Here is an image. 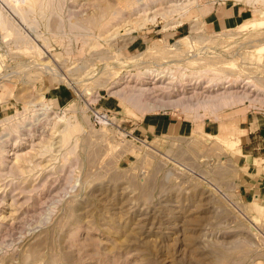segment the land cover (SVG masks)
Listing matches in <instances>:
<instances>
[{"label":"rangeland","instance_id":"obj_1","mask_svg":"<svg viewBox=\"0 0 264 264\" xmlns=\"http://www.w3.org/2000/svg\"><path fill=\"white\" fill-rule=\"evenodd\" d=\"M16 1L28 22L0 0V264H264V195L241 191L264 167V26L241 29L264 0ZM212 6L242 17L206 34ZM142 88L141 111L126 97ZM225 91L249 101L198 119L181 106ZM67 123L80 130L65 144Z\"/></svg>","mask_w":264,"mask_h":264},{"label":"bare ground","instance_id":"obj_2","mask_svg":"<svg viewBox=\"0 0 264 264\" xmlns=\"http://www.w3.org/2000/svg\"><path fill=\"white\" fill-rule=\"evenodd\" d=\"M9 5H11L12 9L16 12V14H19L20 17L22 18V20L24 22H28V16H29V13H27L28 11H26L27 9L23 6V4L19 3V1H16V0H5ZM25 1V0H24ZM51 1V0H49ZM124 2L123 3V6L126 5V7H130V5H133L137 2V0L135 1L134 3V0H122ZM142 1V0H141ZM241 1V0H239ZM133 2V4H132ZM48 3V1H47ZM50 3V2H49ZM145 3V2H144ZM143 3V4H144ZM125 4V5H124ZM142 4V3H140ZM196 4V3H195ZM48 5V4H47ZM129 5V6H127ZM178 6V5H176ZM47 7V6H46ZM53 7V6H52ZM133 8V6H131ZM50 8V7H49ZM110 7L108 8H104L103 9V12L101 11V15L103 16L105 13H108L110 10H109ZM178 8V7H177ZM213 8L212 7H205L202 9V12L203 13H209L210 10ZM47 9V8H46ZM141 11V10H139ZM178 11V10H177ZM176 10L174 12H177ZM123 12V11H122ZM173 12V13H174ZM36 13V12H35ZM104 13V14H103ZM152 13V12H151ZM183 12H181L182 14ZM107 15V14H106ZM184 15V14H183ZM31 16V15H30ZM165 16V15H164ZM163 18H166L164 17ZM146 17V16H145ZM182 17V16H181ZM30 18V17H29ZM101 18V17H100ZM105 18V16H104ZM156 18V17H155ZM153 19V18H152ZM84 21V20H83ZM150 19L149 18H145L143 20V22L140 24H138L136 27H134L133 29H138L140 30V28H143L147 25V23H149ZM93 19L92 21L89 23L90 25L94 26L96 22H93ZM70 23V22H69ZM88 23V22H87ZM88 24V25H89ZM179 24H181V22H179ZM63 25V24H62ZM71 25V24H70ZM97 26V25H96ZM100 26V24L98 25ZM106 26V25H105ZM264 26V21H254V22H250V23H247V24H244L241 26V29L244 30V31H247L249 29H255V28H259V27H263ZM1 27L2 29L4 30V32L7 34V37L8 38H16V39H24V35L22 33H20L18 30L15 29V25L6 19V17L4 15L1 16ZM69 28V27H68ZM70 29L72 30H75L77 32H82L83 30L87 29L86 26H84V24L82 23H72ZM228 31V30H227ZM230 31V29H229ZM158 49V48H157ZM256 52H257V55L260 54V55H263L264 54V45L263 46H260L256 49ZM204 70V69H203ZM202 71V70H201ZM147 74L150 73L152 74L153 76H155L157 78V76L165 73V69L164 71L162 72H159V70H154V69H147ZM157 72L159 74H157ZM208 71H204L202 76H205L209 79V83H211V87H219L221 86L222 84H229L231 83L230 81L232 80H228L230 77H224L222 74H215L214 76L212 77H208L207 75H209V73H207ZM146 75V74H145ZM144 75V76H145ZM152 77V76H151ZM143 78V77H142ZM153 78V77H152ZM145 80H147L145 78ZM139 82V81H138ZM234 82H238V79H234ZM141 83V82H140ZM144 83V81H143ZM250 83H253L252 80H248V82L246 83L247 84H250ZM143 86V85H141ZM257 87V85H255ZM130 88V87H129ZM135 88V86H134ZM228 88V87H227ZM152 89V88H151ZM261 89V88H260ZM139 90V89H138ZM141 90V91H140ZM139 92L140 94H133V95H130L129 97H126V101L129 103L133 102L135 108H140L139 110H141V106H140V103H141V98L144 97V95H148V94H153L154 91L153 90H150V88L146 89V88H142L140 89ZM218 90V88L216 89ZM262 90V89H261ZM118 93V92H117ZM117 93H114V94H117ZM128 93V92H127ZM133 93V92H132ZM165 93V92H164ZM121 94V93H120ZM126 94V93H125ZM123 95V94H122ZM129 95V94H128ZM126 94V96H128ZM116 96V95H115ZM147 97V96H146ZM148 101V100H147ZM150 101V100H149ZM249 101V99L247 98L246 95H239L235 92H223V93H219V94H216V95H211V96H208L206 99L204 100H200L196 105L195 104H190V103H186V105H184V103L179 104L177 107H179L180 105L183 106V110L185 113H187L188 115H192L193 117H195V119H198L200 117H206L207 116V113L211 114V115H214V116H218L221 114V111L225 110V109H228V108H234L238 105H244L245 102ZM149 102H147V104L144 105V107H149L151 106V104H153V102L149 105L148 104ZM132 103L130 105H133ZM33 108H36V106H34ZM148 108V109H149ZM158 108V106L156 107ZM25 109H30V105H27L25 107ZM145 109V108H144ZM152 109H155V105H154V108ZM246 109V108H245ZM143 110V109H142ZM141 110V111H142ZM35 111V110H34ZM146 111V110H144ZM244 109L242 111H237L235 114H239L240 112H243ZM247 110H245L246 112ZM230 112V111H229ZM239 112V113H238ZM80 130V127L79 125H72L70 123H67L66 124V127H65V130L63 131L65 133V136H64V140H65V144H67V137L70 133H73V132H77V130ZM78 130V131H79ZM221 140V139H220ZM240 138L238 139H235V138H231L229 141L230 143H227V141H219L221 142V144L223 145V147L227 148L228 151H235L236 148L239 147V142H240ZM4 150V149H3ZM2 148L0 149V153L3 151ZM236 152V151H235ZM7 153V151H6ZM5 154V153H4ZM6 154L3 156L2 154L0 155L1 157V160L2 162L5 160V158H7ZM18 161H20V158L17 159ZM5 163V162H3Z\"/></svg>","mask_w":264,"mask_h":264},{"label":"crops","instance_id":"obj_3","mask_svg":"<svg viewBox=\"0 0 264 264\" xmlns=\"http://www.w3.org/2000/svg\"><path fill=\"white\" fill-rule=\"evenodd\" d=\"M240 17H242L240 11L236 10V8L232 9L231 12L230 8L219 7L207 14V16L203 19L204 21L201 22V26L206 34H216L223 32L229 29L231 26L237 24V21L240 19ZM5 95L6 93L0 95V103L5 99ZM56 100L58 101V103H60L61 97H56ZM159 123L160 121H157V123L152 124L150 128H152V130L154 131H158L162 128V125H160ZM251 126H253V123L251 124ZM207 129H210L209 124H205L204 132H207ZM249 133L252 134L253 132ZM249 169V174H247L248 177H246L245 184L242 186L241 191L245 199L258 200L262 195H264V167H250ZM260 207L263 208L264 206L261 205Z\"/></svg>","mask_w":264,"mask_h":264},{"label":"built area","instance_id":"obj_4","mask_svg":"<svg viewBox=\"0 0 264 264\" xmlns=\"http://www.w3.org/2000/svg\"><path fill=\"white\" fill-rule=\"evenodd\" d=\"M93 115L94 126H100L110 122V116L108 112L100 113L96 112Z\"/></svg>","mask_w":264,"mask_h":264}]
</instances>
